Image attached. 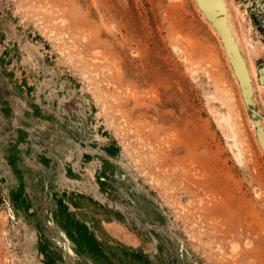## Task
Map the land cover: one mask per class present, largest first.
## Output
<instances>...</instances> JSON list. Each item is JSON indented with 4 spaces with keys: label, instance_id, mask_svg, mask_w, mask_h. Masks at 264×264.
<instances>
[{
    "label": "rangeland",
    "instance_id": "obj_1",
    "mask_svg": "<svg viewBox=\"0 0 264 264\" xmlns=\"http://www.w3.org/2000/svg\"><path fill=\"white\" fill-rule=\"evenodd\" d=\"M228 3L248 96L197 0H0V264H264V0Z\"/></svg>",
    "mask_w": 264,
    "mask_h": 264
},
{
    "label": "bare ground",
    "instance_id": "obj_2",
    "mask_svg": "<svg viewBox=\"0 0 264 264\" xmlns=\"http://www.w3.org/2000/svg\"><path fill=\"white\" fill-rule=\"evenodd\" d=\"M197 4H198V7L200 8V10L202 11V13L204 14L205 18L207 17L212 22L211 24L213 25V27L215 29V32L219 36L221 35L220 38H222L223 41H224L225 51L229 55L230 61H231L232 65H233V72L237 76V79H238V81L240 83V86H241V89H242V93L245 96H248L250 94L255 93L256 88L254 86V80H253L252 72H251V70L249 68V60H248L247 56L245 55L242 43H241L240 39L238 38V35L235 32V28H234L233 21H232L231 10H230V7H229L228 0H197ZM172 22L173 21H171V23ZM175 29H177V28L175 27ZM176 37H178V35ZM181 38H182V36H181ZM261 43H262V41H261ZM178 44H181V40L179 41ZM182 45H184V44H182ZM183 47H185V46H183ZM236 48H237V51H236ZM188 52H190V51H188ZM212 52H210V54H212L211 58L213 60L215 57L213 58V53L214 52L213 53ZM237 52H239L240 55ZM178 54L180 55V53H178ZM188 54H190V53H188ZM206 54H208V53H206ZM210 54H208V55H210ZM190 59H192V58H190ZM206 59H208V56H207ZM186 61H188V60H186ZM207 61H209V60H207ZM188 64H190V63H188ZM212 64H213V62H212ZM214 65L215 64H213V66ZM208 68H209V66H208ZM210 68H209V70H211ZM199 69H200V67H199ZM220 70L221 69H219V71ZM214 71H213V73H214ZM199 73H201V71ZM202 73H204V72H202ZM194 76H196V75H194ZM215 82H216L217 89L221 91V93L223 94L224 97L228 98L230 96L229 91L225 88V86H223L221 80H217ZM211 97H209V98H211ZM215 99H217V98H215ZM225 102L227 104V108H225L226 109L225 111H222L221 110L222 107L219 106V105H216V102H215V104L212 103L211 107H212V109L215 112L216 120L218 122H223L225 124L226 128H228V126H229V128H231V131L234 134L235 132H234V127H233V118H232V114H231V111L234 108V104H232V103H230L228 101H225ZM222 103H223V101H222ZM218 106L221 107V108L219 109ZM261 136H262V141L264 143V132L262 133Z\"/></svg>",
    "mask_w": 264,
    "mask_h": 264
}]
</instances>
